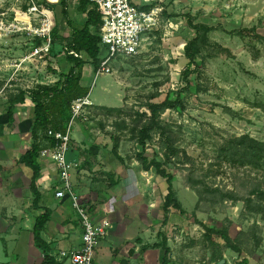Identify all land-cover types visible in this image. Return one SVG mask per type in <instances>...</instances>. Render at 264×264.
<instances>
[{
    "label": "rangeland",
    "instance_id": "374dc122",
    "mask_svg": "<svg viewBox=\"0 0 264 264\" xmlns=\"http://www.w3.org/2000/svg\"><path fill=\"white\" fill-rule=\"evenodd\" d=\"M45 1L57 31L54 42L52 33L48 52L34 54L42 42L26 32L0 38V105L7 106L8 97L18 89L52 85L69 66L60 38L61 31L69 32L63 24L60 2ZM75 1L69 3L72 13L76 11ZM156 6L158 24L144 35L138 54L116 58L110 73L95 76L88 57L82 53L86 63L81 83L89 89L93 105L88 108L86 121H72L65 155L72 164L71 181L76 175L74 165L81 160L79 172L85 171L78 174L77 189L83 188L84 193L85 188L99 187L97 196L113 209L118 197L112 187L119 182L117 188L125 192L119 216L125 214L134 226L147 229L136 233L131 226L132 264H160V249H148L146 256L140 251L142 242L159 241L158 231L167 237L170 264H236L240 256L251 264H264V219L245 212L240 200H209L203 196L199 202L196 192H202V185H206L243 196L261 180L258 172L218 155V148L225 140L242 134L264 141V0H162L149 9ZM20 10H26L22 0L0 3V12H7L8 17ZM187 16L215 29L208 33V42L202 47V63L191 74L194 87L183 90L182 71L187 63L183 46L195 35ZM84 18L78 12L74 20L80 24ZM177 95L182 106L167 109L160 119L178 150V155L171 156L164 167L173 174V190L182 209L171 208L167 222L162 224L166 183L153 168L145 170L137 161L141 148L136 129L141 119L138 114L147 111L143 106L146 102ZM162 142L158 133H152L144 154L163 160L165 150L159 147ZM114 146L123 161L112 153ZM41 160L44 163L45 159ZM97 164L99 170H93ZM105 164L110 171L101 172ZM188 176L203 184L192 187ZM101 190L109 196H103ZM58 201L48 192L41 200L49 206ZM65 208L72 215V209ZM59 219L60 212L56 210L50 227L57 226ZM223 227L240 245V256L226 248L216 234H207L206 228ZM134 248H138L135 253ZM3 249L0 246L1 253Z\"/></svg>",
    "mask_w": 264,
    "mask_h": 264
},
{
    "label": "trees",
    "instance_id": "16d2710c",
    "mask_svg": "<svg viewBox=\"0 0 264 264\" xmlns=\"http://www.w3.org/2000/svg\"><path fill=\"white\" fill-rule=\"evenodd\" d=\"M67 1L60 0L61 15L65 18L66 23L70 26L67 12ZM151 5L141 6V9L149 10ZM79 10L86 13V20L81 27H71L68 36L61 35L62 51L65 54V60L71 65L67 72H62L58 75V79L52 85H36L30 89H18L17 92L7 99L5 112L7 114V124L12 126L15 113V105L25 102L28 99L33 106V116L30 127L31 143L26 151L21 155L18 163L24 164L31 170L30 174V191L33 196V205L37 207L41 199L39 185L37 179L41 175V164L39 162V152L46 144L53 143V138L48 136L49 129L53 131H63L71 117V102L82 96L88 95L89 89L81 85L82 68L86 60L82 57L84 53L88 57V62L92 65L93 71L96 70L100 63V37L98 36V25L100 17L95 7L89 0H79ZM164 13V11L162 12ZM188 26L195 32L194 37L186 41L183 46V55L187 60L185 69L182 71L185 80L183 90H189L194 87L191 74L202 63L201 50L208 42V33L215 29L204 23H195L194 19L187 16ZM57 31L53 28V42L57 36ZM146 112H141L138 116L139 125L136 129V140L141 150L136 154L137 161L145 170L153 168L155 173L161 176L166 183V191L163 195L161 210L163 216L162 224L168 220V213L171 208L181 210V204L173 190L172 172L166 170L165 163L168 162L171 156H177L178 150L173 146L166 127L161 122V115L167 109H175L177 106H182V101L177 95L174 98L166 96L160 102L148 101L143 105ZM158 133L162 139L160 150H165L164 159L158 160L156 157L148 158L144 154L146 142L151 139L152 133ZM112 153L117 160L123 161L122 157L117 152V147L112 148ZM218 155L235 163L240 167H248L251 171L259 173L261 180L254 183L246 195H235L232 190L222 191L208 186H203L202 192L196 189L200 200L203 196H207L209 200L218 197L220 201L225 200H240L243 203V210L248 213L258 214L264 219V141L255 139L248 134H242L238 137L229 138L219 146ZM86 162V160H85ZM112 175V172H109ZM190 185L194 188L198 184H203V181L191 178L188 176ZM206 192H205V191ZM204 192V193H203ZM205 194V195H204ZM52 211L47 207L42 208V212L35 216L33 226L34 244L41 249L43 260L40 264H60V261L54 259L50 254L51 249L48 242L41 238V231L45 228L47 222L51 218ZM207 234H216L224 246L236 252L240 256L241 247L237 242L231 239L228 228L223 227L219 230L206 228ZM157 236L159 241L151 244H143L140 248L141 252L148 249H160L162 255L160 264H170L169 252L170 248L167 243L166 235L158 231ZM139 240V239H138ZM236 264H251L246 257H239Z\"/></svg>",
    "mask_w": 264,
    "mask_h": 264
},
{
    "label": "crops",
    "instance_id": "0c3cea01",
    "mask_svg": "<svg viewBox=\"0 0 264 264\" xmlns=\"http://www.w3.org/2000/svg\"><path fill=\"white\" fill-rule=\"evenodd\" d=\"M58 1L60 2V0ZM69 3H71V0L67 1L70 26L66 23L65 18L62 17L64 19L63 24L67 26L69 31L68 33L61 31L64 37L69 35L71 27H81L86 20V13L79 10V0L74 2L76 8L74 13L69 11ZM78 12H82L85 15L84 21L79 20L80 24H77L76 20H74L77 18ZM70 65L69 63V66L63 72L66 73ZM83 74L84 70L82 68V77ZM5 106L0 105V246H4L3 252H0V264H40L43 260V253L34 244L33 226L35 216L42 212V208L47 207L52 211L50 220L40 234L41 238L49 243L51 252H55L58 249L71 250L80 247V220L76 211L72 208L69 198H55L54 186L58 179L57 171L49 160L45 159L43 163L42 158H39L41 175L37 179L41 199L37 207L33 205V196L30 191L31 170L24 164L18 163L19 158L31 143L30 127L33 106L28 99H25L23 103L16 104L11 127L7 124ZM97 157L99 158V155ZM100 163L102 165L103 162ZM100 165L94 166L93 170H99ZM106 165L101 169V172L110 171ZM80 166L81 160L78 163L76 175L72 182L74 191L89 208L95 220L108 217L112 223V228L96 248L93 264H132L134 254H132L131 248H133L134 244L131 243L133 238L131 226H133L136 233L147 229L143 228L142 225L141 228L137 224L134 226V222L129 220L125 214L119 216V209L125 205V201L123 202L125 192L117 188L119 182L112 187V193L114 192L113 190H116V197H118V199L115 197L114 209L107 207L105 199L97 196L99 187L94 190L88 188L90 191L85 188L86 190H83L84 193H81L83 188L77 189V177L78 174H82L85 170L79 172ZM116 176L115 178H117ZM44 192H48V195L51 194L53 198L59 200L58 203L49 206V204L41 202ZM101 194L109 196V193L106 195L104 191ZM112 195L114 196V194ZM66 206L72 209V215L67 212ZM56 210L60 212V219L57 226L50 227ZM141 244H145V242ZM138 248H134V253L137 252ZM146 251L144 256H146ZM63 263L65 261H60V264Z\"/></svg>",
    "mask_w": 264,
    "mask_h": 264
},
{
    "label": "built area",
    "instance_id": "2783aa9c",
    "mask_svg": "<svg viewBox=\"0 0 264 264\" xmlns=\"http://www.w3.org/2000/svg\"><path fill=\"white\" fill-rule=\"evenodd\" d=\"M4 0H0V3ZM26 6L24 11H14L11 18L7 12H0V38L14 33L26 32L31 37L41 40L42 46L37 47L34 54L48 52L52 44L53 24L51 14L45 0H22ZM162 0H89L100 17L98 36L100 37V63L94 71L110 73L112 62L119 57H131L138 54L142 47L144 35L155 29L159 20V8L149 10L141 6L152 5ZM25 16L27 19H24ZM42 57V56H41ZM93 103L89 95L78 97L71 102V117L63 131H47L53 143L44 145L39 158L49 160L57 171V183L54 196L57 199L69 198L72 208L76 211L81 226V244L71 250L58 249L50 252L57 261H68L69 264H93L96 248L112 228L108 217L95 220L89 208L81 201L74 191L71 181L72 164L66 161V152L70 146L72 121L79 118L87 120L88 108ZM76 168L78 164L74 165Z\"/></svg>",
    "mask_w": 264,
    "mask_h": 264
},
{
    "label": "bare ground",
    "instance_id": "6f19581e",
    "mask_svg": "<svg viewBox=\"0 0 264 264\" xmlns=\"http://www.w3.org/2000/svg\"><path fill=\"white\" fill-rule=\"evenodd\" d=\"M24 19H27L25 16H23Z\"/></svg>",
    "mask_w": 264,
    "mask_h": 264
}]
</instances>
